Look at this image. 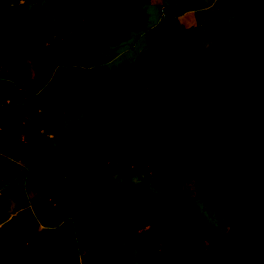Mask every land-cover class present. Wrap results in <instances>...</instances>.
<instances>
[{
  "label": "rangeland",
  "instance_id": "rangeland-1",
  "mask_svg": "<svg viewBox=\"0 0 264 264\" xmlns=\"http://www.w3.org/2000/svg\"><path fill=\"white\" fill-rule=\"evenodd\" d=\"M242 16L223 0H0V264H64L66 248L58 238L68 219L78 264H118L112 254L78 242L87 217L60 200L54 181L66 196L82 186L76 122L84 117L95 67L128 68L144 95L150 84L141 54L179 43L212 55L244 51L251 25L244 21V35L232 28ZM12 36L24 56L8 48ZM121 134L100 123L93 130L89 164L99 187L89 205L96 222L109 228L124 264L176 263L177 251L151 201L162 195L173 196L165 207L171 226L190 223L193 214L210 231L182 238L181 246L200 251L190 264H210L223 237L246 231L245 222L230 225L209 204L207 185L196 173L185 175L177 192L178 183L156 174L151 162L108 160L106 151ZM246 250L264 263V250Z\"/></svg>",
  "mask_w": 264,
  "mask_h": 264
},
{
  "label": "trees",
  "instance_id": "trees-1",
  "mask_svg": "<svg viewBox=\"0 0 264 264\" xmlns=\"http://www.w3.org/2000/svg\"><path fill=\"white\" fill-rule=\"evenodd\" d=\"M243 16L232 28L245 34L244 21L251 25L244 51L222 55L198 53L179 43L140 55L150 87L138 94L128 68L99 72L85 90V114L76 122L80 148L75 153L83 170L78 192L66 196L54 177L60 200L69 201L87 217L78 242L112 254L124 264L109 228L96 222L97 212L89 204L99 187L89 164L90 144L97 123L109 133L119 127L122 134L109 146L110 161L151 162L156 174L178 183L196 173L207 185V200L230 225L245 222V232L223 237L210 264H264L247 247L264 250V0H223ZM11 21L9 23H13ZM0 33H5L4 29ZM8 48L24 56L12 36ZM4 49H1V53ZM3 152L7 148L2 146ZM166 194L151 201L160 215L163 233L177 251L174 264L200 259L199 249L181 246L186 235L198 238L210 231L191 214V222L171 226ZM74 226L66 221L58 241L65 245L64 264H78L73 240ZM18 264H28L19 261ZM35 264H48L42 261Z\"/></svg>",
  "mask_w": 264,
  "mask_h": 264
},
{
  "label": "crops",
  "instance_id": "crops-1",
  "mask_svg": "<svg viewBox=\"0 0 264 264\" xmlns=\"http://www.w3.org/2000/svg\"><path fill=\"white\" fill-rule=\"evenodd\" d=\"M19 2H23V0H19Z\"/></svg>",
  "mask_w": 264,
  "mask_h": 264
}]
</instances>
